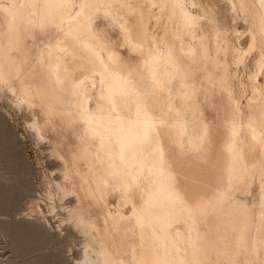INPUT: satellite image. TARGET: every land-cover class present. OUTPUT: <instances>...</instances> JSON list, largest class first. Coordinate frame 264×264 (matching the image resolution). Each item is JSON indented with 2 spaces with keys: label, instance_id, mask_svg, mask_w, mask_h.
<instances>
[{
  "label": "bare ground",
  "instance_id": "bare-ground-1",
  "mask_svg": "<svg viewBox=\"0 0 264 264\" xmlns=\"http://www.w3.org/2000/svg\"><path fill=\"white\" fill-rule=\"evenodd\" d=\"M226 1L233 23L244 25L231 42L233 62L241 68L253 58L257 117L246 123L252 143L237 131L224 200L197 209L178 195L152 110L168 91L163 80L177 76L182 94L191 92L200 36L208 23L215 46L221 30L215 7L0 0V92L33 114L29 130L58 161L43 195L49 212L60 205L57 227L81 239L75 264H264V0ZM8 196L0 192V203L9 205ZM33 202L29 214L47 223Z\"/></svg>",
  "mask_w": 264,
  "mask_h": 264
},
{
  "label": "crops",
  "instance_id": "crops-1",
  "mask_svg": "<svg viewBox=\"0 0 264 264\" xmlns=\"http://www.w3.org/2000/svg\"><path fill=\"white\" fill-rule=\"evenodd\" d=\"M231 46L230 44V52ZM226 47L228 46L217 44L201 47L203 58L199 65L198 79L194 81L191 92L182 94L183 87L177 76L163 80V86L168 91L158 109L152 110L156 127L162 134L167 166L180 187L178 195L190 207L197 209L208 208L224 200L230 158L238 138L237 131L242 130L246 141L253 142L246 124L257 117L256 106L249 100L254 84V78H249L252 62L238 68L232 60L234 70H223L222 65L229 62L220 57L217 60L218 50L221 52ZM207 110L213 111L215 116L211 118ZM77 132L72 133V139L76 143L79 142V131ZM246 159L249 164L255 162L252 158ZM258 171V182H261L260 166Z\"/></svg>",
  "mask_w": 264,
  "mask_h": 264
},
{
  "label": "rangeland",
  "instance_id": "rangeland-1",
  "mask_svg": "<svg viewBox=\"0 0 264 264\" xmlns=\"http://www.w3.org/2000/svg\"><path fill=\"white\" fill-rule=\"evenodd\" d=\"M206 2L215 7L216 18L221 27L216 44L228 46L221 52L218 50L217 60H220L219 57L227 60L229 64L222 65L221 68L232 72L233 53L230 52L229 45L242 32L244 25L241 21L233 23L226 0ZM211 31L207 23L201 38L202 48L211 45ZM49 40L51 36L43 38V42ZM252 59L250 57L249 62ZM207 114L211 118L215 116L211 110H207ZM32 116V113L22 108H14L7 94L0 92V192L11 198L9 205L0 203V264H75L79 258L81 245L78 244L81 239L65 223L57 227L60 216L56 215L60 206L58 202L54 211L49 212L48 206L52 200L43 194L46 182L57 176L58 161L49 155L51 148L48 140L35 139L29 130L28 124L32 122ZM33 200L40 203L43 214L47 216V223H43L42 218H37L41 217L40 214L36 213L39 215L37 217L34 212L30 211L32 214H29L28 207Z\"/></svg>",
  "mask_w": 264,
  "mask_h": 264
}]
</instances>
